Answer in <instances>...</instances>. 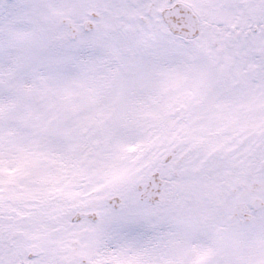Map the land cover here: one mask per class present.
Listing matches in <instances>:
<instances>
[{"label":"snow or ice","instance_id":"1","mask_svg":"<svg viewBox=\"0 0 264 264\" xmlns=\"http://www.w3.org/2000/svg\"><path fill=\"white\" fill-rule=\"evenodd\" d=\"M0 264H264V0H0Z\"/></svg>","mask_w":264,"mask_h":264}]
</instances>
